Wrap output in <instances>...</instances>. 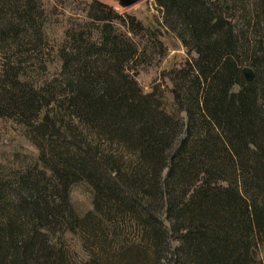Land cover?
Listing matches in <instances>:
<instances>
[{"label":"trees","instance_id":"1","mask_svg":"<svg viewBox=\"0 0 264 264\" xmlns=\"http://www.w3.org/2000/svg\"><path fill=\"white\" fill-rule=\"evenodd\" d=\"M155 6L152 27L92 0L35 84L24 68L44 55L46 4L0 0V119L37 150L0 163V264H264V0ZM167 35L188 58L144 93Z\"/></svg>","mask_w":264,"mask_h":264},{"label":"rangeland","instance_id":"2","mask_svg":"<svg viewBox=\"0 0 264 264\" xmlns=\"http://www.w3.org/2000/svg\"><path fill=\"white\" fill-rule=\"evenodd\" d=\"M60 3H53L44 0L49 15L44 26L45 48L44 55L35 65H26L25 72L35 84H42L54 78L59 71V63L55 58L54 51L64 38V31L72 22H83L85 8L92 0H60ZM108 5L119 14L133 15L145 25L157 26L160 21V14L155 6V0H143L138 5L124 9L114 0H97ZM55 6V7H54ZM162 42L167 47L166 58L158 65L140 72L137 81L144 93H150L156 83L161 84V75L173 68H179L188 58L186 51L181 44L171 36L162 37ZM45 68V69H43ZM164 87L169 90L170 84L165 81ZM165 104L169 107L172 104V97L165 93ZM17 155L22 160L24 156L34 159L37 150L25 137L23 128L8 120L0 119V163L9 165ZM19 162V161H18ZM91 195L84 184L74 186L70 193V200L78 215L83 216L92 209ZM64 242L71 254V259L77 262L86 261L87 257L81 247L80 239L70 233L64 235ZM176 246L175 243H172ZM258 260L264 259V245L258 249Z\"/></svg>","mask_w":264,"mask_h":264},{"label":"water","instance_id":"3","mask_svg":"<svg viewBox=\"0 0 264 264\" xmlns=\"http://www.w3.org/2000/svg\"><path fill=\"white\" fill-rule=\"evenodd\" d=\"M114 1H116L121 8L130 9L136 6L137 4H139L140 2H142L143 0H114ZM243 77L245 81L247 82L251 81L254 77L253 71L249 68H245L243 70Z\"/></svg>","mask_w":264,"mask_h":264}]
</instances>
